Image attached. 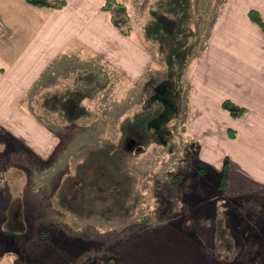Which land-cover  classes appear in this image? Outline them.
<instances>
[{"label":"rangeland","instance_id":"rangeland-1","mask_svg":"<svg viewBox=\"0 0 264 264\" xmlns=\"http://www.w3.org/2000/svg\"><path fill=\"white\" fill-rule=\"evenodd\" d=\"M175 1L181 7L179 37L165 38L172 53H179L173 58L179 66L175 77L164 57L168 51L143 37L142 25L156 0H121L133 25L126 36L138 26V40L151 48L150 72L133 81L116 67L83 66L71 58L65 69L50 64L24 96L8 103L0 119V264H129L118 245L168 223L225 264H264V193L227 195L226 171L219 186L222 170L200 156L203 137L186 130L191 91L186 76L213 20L226 16L231 25L243 26L246 18L264 35L248 17L254 8L264 19V0ZM33 8L24 0H0V68L14 64L44 17L43 7ZM183 44L188 45L182 50ZM94 68L107 71L110 81L92 101L87 119L70 124L39 106L42 91ZM5 74L0 72V79ZM143 108L155 111L149 120L153 138L138 131L122 138V119ZM231 130L227 134L236 137L239 132ZM101 148L116 156V165L108 168L118 178L106 181L95 174L101 159L90 165L85 160ZM178 174L181 180L174 183ZM218 213L233 241L229 261L215 244Z\"/></svg>","mask_w":264,"mask_h":264},{"label":"crops","instance_id":"crops-1","mask_svg":"<svg viewBox=\"0 0 264 264\" xmlns=\"http://www.w3.org/2000/svg\"><path fill=\"white\" fill-rule=\"evenodd\" d=\"M102 1L65 0L61 8L38 6L43 7L44 17L14 64L7 70L0 68L6 73L0 79V119L7 114L8 103L24 96L54 62L64 69L71 58L83 66L94 62L116 67L133 81L151 71V48L138 40V26L124 35L101 10ZM229 20L215 17L206 45L189 66L186 130L203 137L200 156L204 161L217 170L226 164L227 195L264 193V35L246 18L243 26H233ZM226 22L228 27L220 31ZM226 98L244 106L245 113L232 117L221 106ZM231 129L239 132L234 138L227 134ZM137 237L117 247L129 264H225L171 223Z\"/></svg>","mask_w":264,"mask_h":264},{"label":"trees","instance_id":"trees-1","mask_svg":"<svg viewBox=\"0 0 264 264\" xmlns=\"http://www.w3.org/2000/svg\"><path fill=\"white\" fill-rule=\"evenodd\" d=\"M24 1L33 6H45L49 8H61L65 5V0ZM153 6L154 7L149 10V18L142 25L143 37L146 40L157 41L161 51L163 49L168 51V53H165L164 57L167 65L171 67V71L174 70L172 74L175 77L179 66L176 67V60L173 58L175 55L178 56L179 53H172L173 49L166 46L165 38L169 36L175 40L179 37L177 29L181 18V7L175 0H156ZM100 7L101 10L108 14L110 23L123 34L127 35L132 30L133 25L130 21L129 11L121 0H103ZM248 17L264 32V19L257 9H249ZM185 40L186 39L183 38V41ZM177 41L179 43L183 42L180 38ZM186 45L187 44H183L181 49L183 50ZM109 81L110 77L107 71L103 69H82L75 73L70 80H67L62 84V86L42 91L37 97V102L45 112L54 114L57 119L72 124L78 120L87 119L93 114L91 108L92 101L108 86ZM221 106L232 117L236 118L242 116L246 111L244 106L228 98L222 100ZM153 113H155V111L143 108V110L136 112L132 116H125L121 121V137L124 138L128 134L138 131L143 134V136H146V140L153 138L155 133L152 130V126L149 125V120ZM95 159H101V163H103L102 169L95 165L94 170H98V173L95 172V174H103L106 181L109 179V181H111L112 176H116L115 178L119 177L117 173H113L112 168L116 165L117 161L116 156L113 153L108 152V150L104 148H101L100 151L99 149H96L94 151H89L85 160H88V165H90L91 163H89V161H94ZM108 165L112 168H108ZM225 166L226 164H224L221 172L219 186L223 185ZM200 169L201 173H204L205 170L203 169V166ZM180 180L181 176L178 174L175 176L173 182L178 183ZM100 188L103 189V187ZM214 219L215 225L213 235H215V244L217 243V245L223 248L224 254L221 256L222 260L229 261V252L232 249L233 242L231 238H229V227L224 223L221 213L220 215L218 213ZM11 231H15V229H11Z\"/></svg>","mask_w":264,"mask_h":264}]
</instances>
